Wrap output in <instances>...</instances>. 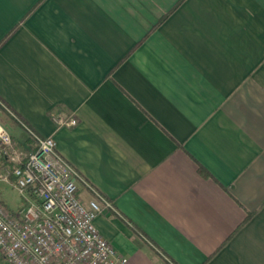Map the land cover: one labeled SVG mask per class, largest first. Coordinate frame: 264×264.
<instances>
[{"label": "crops", "instance_id": "0c3cea01", "mask_svg": "<svg viewBox=\"0 0 264 264\" xmlns=\"http://www.w3.org/2000/svg\"><path fill=\"white\" fill-rule=\"evenodd\" d=\"M8 35L0 99L112 203L125 264H264V0H0Z\"/></svg>", "mask_w": 264, "mask_h": 264}, {"label": "built area", "instance_id": "2783aa9c", "mask_svg": "<svg viewBox=\"0 0 264 264\" xmlns=\"http://www.w3.org/2000/svg\"><path fill=\"white\" fill-rule=\"evenodd\" d=\"M5 108L27 133L18 144L0 122V183L16 188L25 201L11 210L0 199V251L12 264H125L128 258L103 236L96 219L113 207L102 195L85 203L80 173L62 156L54 137L41 136ZM58 128L78 124L74 114L52 113Z\"/></svg>", "mask_w": 264, "mask_h": 264}, {"label": "rangeland", "instance_id": "374dc122", "mask_svg": "<svg viewBox=\"0 0 264 264\" xmlns=\"http://www.w3.org/2000/svg\"><path fill=\"white\" fill-rule=\"evenodd\" d=\"M8 127V126H7ZM0 197L10 202L11 210H18L25 205V201L18 190L7 183H0ZM0 264H12L0 251Z\"/></svg>", "mask_w": 264, "mask_h": 264}, {"label": "trees", "instance_id": "16d2710c", "mask_svg": "<svg viewBox=\"0 0 264 264\" xmlns=\"http://www.w3.org/2000/svg\"><path fill=\"white\" fill-rule=\"evenodd\" d=\"M180 2H181V1H180ZM175 7H176V6H175ZM175 7H174V8H175ZM174 8H173V9H174ZM164 18H165V17H164ZM9 35H10V34H9ZM9 35L6 36V37L0 42V46H1V45H2V44L8 39ZM201 171L204 172V173L206 172L203 168L201 169Z\"/></svg>", "mask_w": 264, "mask_h": 264}]
</instances>
